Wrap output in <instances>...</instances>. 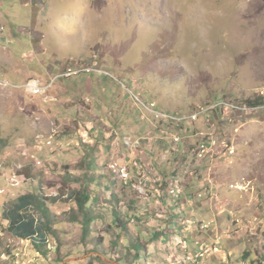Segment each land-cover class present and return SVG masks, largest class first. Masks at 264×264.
Listing matches in <instances>:
<instances>
[{
	"label": "rangeland",
	"instance_id": "rangeland-1",
	"mask_svg": "<svg viewBox=\"0 0 264 264\" xmlns=\"http://www.w3.org/2000/svg\"><path fill=\"white\" fill-rule=\"evenodd\" d=\"M66 2L61 34H47L50 27L42 30L45 38L38 46L43 48L42 53L33 60L29 57L33 49L23 42L25 37H9L3 29L0 46L11 39L7 42L12 44L9 52L17 64L28 68L30 77L9 82L8 76L5 82L16 88L0 87V264H146L143 250L135 253L129 247L132 242L145 245L148 261L154 264H197L199 257V264H220L221 251H210L218 239L213 235L222 236L225 226L234 230L235 225L249 228L248 236L240 232L232 240L234 248L242 252L235 261L264 264V222L252 228L248 222L264 219V109L245 113L222 107L214 113L207 112L223 101L243 106L264 98V0ZM27 24L23 14L16 28H26ZM70 67H95L107 71L110 77L92 73L58 79L44 95H31L22 88L32 80L29 78L46 85L55 78L54 71L61 74ZM128 90L143 101L155 102L174 118L198 113L197 121L172 126L156 121ZM102 134L109 135L120 152L128 150L124 144L131 147L120 144V137H129L134 143V160L143 166V171L133 166L128 169L135 174L129 176L126 186L118 173L109 169L114 162L105 166L108 142L98 143L94 136ZM201 144L216 150L197 163ZM13 145L26 148L14 159L12 176L8 157ZM92 147L97 149L101 169L96 176L108 186H92L101 199L95 208L98 219L91 225L92 232L83 240L81 226L70 223V214H64L70 213L73 206H55L51 209L59 216L58 240L50 239V256L40 257L28 243L6 233L2 208L18 191L56 195L57 189H62L60 175L80 174L76 165ZM50 158L54 162H49ZM25 167L31 180L18 176ZM139 171L199 173L194 180L186 174L182 187L190 179L195 183L192 193L196 200L211 201L213 207L225 210L203 213L196 202L189 211L185 209L182 218L186 219L180 217L178 231L195 225L199 232L189 242L185 234H174L172 228H166L168 218L156 224L150 221L156 220L158 213L142 200L139 188L152 199L150 189L153 193L158 181L156 176L136 175ZM203 173L208 180L203 181ZM110 193L118 195L122 219L128 217L126 208L131 204L135 215L144 223L149 220L147 224L135 228L132 222L119 239L117 232L107 226L113 221L106 203ZM164 194L167 197L165 190ZM143 203L145 216L140 214ZM206 206L208 203L201 207ZM229 213L233 214L231 219H227ZM211 214L214 223L198 225L199 220L192 219L196 216L209 221ZM161 231L164 237L152 243V234ZM226 238L220 237L222 242L230 243ZM197 247H201L202 255L196 254ZM232 264L237 263L232 260Z\"/></svg>",
	"mask_w": 264,
	"mask_h": 264
},
{
	"label": "crops",
	"instance_id": "crops-1",
	"mask_svg": "<svg viewBox=\"0 0 264 264\" xmlns=\"http://www.w3.org/2000/svg\"><path fill=\"white\" fill-rule=\"evenodd\" d=\"M67 0H0V27H3V29L6 31V34L10 36H21L23 35L25 37V42L27 45H30V47L33 49V53L29 56L31 60L35 59L38 55V53H42V49L43 48H39V45H42V41L45 38V34H41L42 30H47L48 27H50V31H48L47 34H51V32H57L60 33L61 28H60V23L63 22L64 19V10L63 8H66L68 6V2H66ZM26 16V22L28 23V27L26 26V28H16V25L20 19V17L22 15ZM59 23V24H58ZM7 27V29H6ZM40 29V30H39ZM4 30L3 33L1 35L0 33V41L3 39V34H4ZM61 34V33H60ZM62 40V39H61ZM9 41H11V39L7 38L6 41L4 43H2L4 46H0V81L5 82V81H9L6 77L9 76V79H11V81L9 82H14L17 81L19 79L23 78H27L30 77V75L28 74V68L26 66H22L20 64H17L14 59H13V54L10 53L12 50L9 49V47L12 44H8ZM18 41V40H16ZM22 41V40H21ZM8 42V43H7ZM7 43V44H6ZM1 44V43H0ZM10 45V46H9ZM10 51V52H9ZM44 51V50H43ZM44 53V52H43ZM43 64V62H41ZM47 73H51L50 71H47ZM55 77L59 76L60 74L57 73V71H54ZM29 79H33V78H29ZM27 79V80H29ZM26 80V81H27ZM96 132H94L93 134H95ZM95 138H98V143H107L108 145H105V149L106 151L109 152V154L107 155V159H105V165H107L109 162H115L118 165L121 166H126L128 169H131V167H141L143 168L142 165L138 166L139 164L134 160V152L131 149V147L133 146V142L129 137H120V144L122 143H128L130 144V148H126L127 146L124 144V148L128 149L126 152L121 151V149L116 148L114 146V141H111V139H108L109 135L106 134H102L101 136L103 137V139H101L102 137L94 135ZM116 143H119V140L116 139ZM18 145V144H17ZM101 147V146H100ZM150 147V146H149ZM26 148L25 146H14L12 147V150L10 149V156L8 157L9 160V164L11 165L10 168V173H12L11 175L13 176L14 174V170L13 167L16 165L14 162V159L16 158V156H20V154H22L23 149ZM14 156V157H13ZM110 157V158H109ZM107 160V161H106ZM118 160H122V163H120ZM49 162H54L52 161V158H50ZM104 164V162H103ZM187 165V164H186ZM20 166V165H17ZM185 166V165H184ZM182 168V167H181ZM129 172V171H128ZM131 174V175H130ZM135 174V173H134ZM134 174L129 173V176H133ZM186 174H190L192 176H198L199 173H141L139 171V173H136V175L141 176L143 175V177H147V175L150 176H156L155 180L158 181V183L156 184V189L154 190V192L152 193V188L150 189V194L152 195V199L151 198H142L143 201H147L149 208H151L152 210H154L155 212H157L158 214H156V217H158L156 220H154L152 218V220H150L152 223H158L159 220H161L162 218H168L169 220V215H176L178 219H180V217L182 218L183 212L185 211V209H187L189 211V209H192V205H196L197 204V208H200L201 211L203 213H208L211 211H214L215 209H217L219 212L221 213L223 212L225 209H223V207H213L211 205V201H202V200H192L189 199V197L191 195H193V188L195 187V183L192 181H189L190 179H187L188 183L187 186L185 188L182 187V182H183V178L185 177ZM177 175V176H176ZM206 173H203L202 176L205 178L206 177ZM193 179V177H192ZM34 180V179H33ZM194 180V179H193ZM208 179H204L203 181H206ZM34 183H36V180L34 181ZM168 185V189H170V187H172L173 185H179L181 186L182 190L184 189V194L180 196V202L179 203H173V204H169V202L167 201V197H165L164 194V190L166 192V187L164 190H158V186H162V185ZM154 185V183L152 184ZM151 187V186H150ZM215 188L217 186H214ZM169 191V190H168ZM25 193H31V192H19L18 194L15 196H19ZM167 193V192H166ZM162 194V195H160ZM164 194V196H163ZM167 195V194H166ZM14 197V198H15ZM12 198V199H14ZM153 198H154V205H153ZM160 199L159 203L158 200ZM166 199V201H165ZM169 200V198H168ZM170 201V200H169ZM165 202L167 203V205H165ZM196 202V204H194ZM205 203H208V206L202 208L201 206ZM161 204V205H159ZM159 206V207H158ZM166 207L167 210H164V208ZM191 207V208H190ZM195 207V206H194ZM142 208V213H140L142 216H145L144 213L147 212V209L145 208V204L143 203L140 206V209ZM144 214V215H143ZM164 214V215H163ZM147 215V214H146ZM148 216V215H147ZM231 216H233L232 213H229V217H227V219H231ZM177 219V220H178ZM182 219H186V218H182ZM193 220L198 221L200 224V222H206V223H214L215 222V217L214 214H211L210 220H201L198 217L194 216L192 217ZM146 220V224H147ZM248 222H251V227L252 226H256V224H258V226H260V224H263L264 219L259 220V221H251L250 219L248 220ZM258 222V223H256ZM166 223V222H165ZM191 223V222H189ZM179 225V222L177 221H173L171 223L172 227H176ZM198 227V226H197ZM197 227L195 225L191 226V227H186L184 229H182L181 231H178V229L174 230L173 233L174 234H185L184 237L187 238L189 240V242L192 241L193 239V235H198L199 232L197 231ZM241 228H243V230L241 231ZM238 227V225H235V229L232 230V228H230V226H225L224 227V232L222 233V236L227 237L226 239H230V243H226V242H222V240L220 239V237L217 235L216 233H214L213 238L215 239L218 238L215 243H213V246L211 247V250H214V253H216L215 251L219 250L221 251L222 255H220V259L218 258L219 263L220 264H224L226 262V264H232V260L234 262H236L237 264H243L245 262H238L235 261V259H239L242 252L240 253L239 250H237L236 248H234V242L232 243V240H234V238H238L239 235L242 233H247L248 236V232H249V228L246 227V225H243V227ZM238 233H240L238 235ZM218 236V237H217ZM212 237V236H211ZM245 245L248 247V241L246 238V243ZM226 250V251H224ZM256 253L257 258L259 257V253ZM196 254L197 255H202L203 251L201 250V247H197L196 248ZM194 254V255H196ZM102 258V257H100ZM169 258H171V255L169 256ZM200 257H199V261L197 262V264L200 263ZM105 260V259H103ZM224 260V261H223ZM107 261V260H105ZM109 262V261H107ZM173 264V263H172Z\"/></svg>",
	"mask_w": 264,
	"mask_h": 264
},
{
	"label": "trees",
	"instance_id": "trees-1",
	"mask_svg": "<svg viewBox=\"0 0 264 264\" xmlns=\"http://www.w3.org/2000/svg\"><path fill=\"white\" fill-rule=\"evenodd\" d=\"M222 103H224V101ZM244 105L250 107L263 106L264 98L261 97L252 101H248ZM219 108H222V105H217L213 110H208L207 112L211 111V113H214L216 112L215 110ZM96 153V147H92L80 159V162H78L76 165V169L80 172V174H72L68 172L67 174L60 175L62 189H57L56 195L46 196L41 191H36L19 195L6 202L1 212L2 221L6 223L4 227L6 233L19 241L28 243L31 247V250L38 256L47 258L51 254L50 239H53L54 241L58 240V233L60 232L56 226L57 218L59 216L56 212L52 211L51 208L59 205L62 206L71 204L73 206L71 209L72 211H70V213L64 212V214H70V223H77L81 226L83 240L90 236L92 232L91 225L98 219L97 215L95 214V208L99 207L98 204L101 200L97 195V192L92 189V186H96L97 188L108 187L102 183V177L96 176V173L101 171L97 164L98 159L95 155ZM18 176L23 177L27 181L31 180L32 178L26 167L21 170V173H19ZM72 185H76L77 188L68 189ZM123 185L126 186L127 183ZM165 187L166 185H164L163 188L159 190H163ZM166 192V196H168L170 200L169 201L167 199L169 204L176 203L180 200L179 198L175 202L172 201L168 194V190H166ZM106 198V203L110 210L109 212L113 218L112 223L107 224V226L117 232L119 239L122 237V232L126 231V226L132 222H135L133 226L135 228H140L146 223H144L140 217L135 215L133 206L131 204L126 208L128 217L122 219L119 210L120 201L116 193H110V195ZM130 213L133 214L129 215ZM169 217V220L167 223H165L166 228H172L173 230L179 228L177 226H171V223L174 220L179 222V217L177 218L176 215L172 214H170ZM163 237L164 232L162 231L158 234H152V243ZM132 243L129 245V247L132 248L135 253L143 250V260L146 261V264H154L152 261H148L149 257L147 255L145 245L137 242ZM247 255L248 253H245L244 257Z\"/></svg>",
	"mask_w": 264,
	"mask_h": 264
},
{
	"label": "built area",
	"instance_id": "built-area-1",
	"mask_svg": "<svg viewBox=\"0 0 264 264\" xmlns=\"http://www.w3.org/2000/svg\"><path fill=\"white\" fill-rule=\"evenodd\" d=\"M0 31L2 32L3 28H0ZM94 59H96V56H94ZM92 73H94L98 76L110 77V74L107 71H103V70L97 69L95 67H81V68H76V69H73L70 67V68L65 69L63 73H61L59 76L55 77L50 83H48L46 85L42 84L39 80L32 79V80L27 81V83H25L22 86V88L26 93L31 94V95H44L48 89L53 87L54 82L58 79H62V78L69 79V78H72L74 76H79L80 74H92ZM0 87H2V88H16L15 86L10 85L7 82H2V81H0ZM128 92L132 96L134 101L136 103H138L141 107H143V109L148 114H150L152 116V118L156 121H164L163 123L167 124L168 126H172L174 124H180L181 122H186V121H191L194 123L197 121L198 113H196L192 116L186 117V118H174L171 115L161 111L155 102L148 103L147 101H143V100L139 99L138 97H135L134 92L129 91V90H128ZM86 103H88V100L86 101ZM221 105L223 108H227V109H231V110L235 109V110H238L241 112L243 111L245 113H248V112L254 113L256 111H259V109L260 110H262V108L264 109V106H257V107H250V106H245V105L235 106L233 104L225 103V102L221 103L220 106ZM215 107L216 106H213L212 108H209L207 110H213ZM215 150H216V148H203V156L198 157L197 163H200L201 161H203L208 156H212V154H214ZM229 151H230V153L233 152L232 150H229ZM114 164H117V163L114 162ZM119 167L122 168L124 171L126 182H129L128 168L126 166H120V165H119ZM195 167L197 168L199 166L196 164ZM1 169L2 168H0V170ZM139 169L141 171H143V168L139 167ZM192 177H193V179L197 178V176H192ZM141 186L144 187V185H141ZM139 189L141 191V195L143 196V198L146 199L145 189L144 190L142 188H139ZM173 191L176 192L177 195H183L184 194L183 193L184 190L173 189ZM0 193L3 194V191H0ZM200 197H201V195L198 194L197 198H200ZM189 199H192V200L196 199L195 194L191 195L189 197ZM158 203H159V201H158ZM189 257L191 259H193L192 256L189 255ZM193 260H195V259H193Z\"/></svg>",
	"mask_w": 264,
	"mask_h": 264
},
{
	"label": "bare ground",
	"instance_id": "bare-ground-1",
	"mask_svg": "<svg viewBox=\"0 0 264 264\" xmlns=\"http://www.w3.org/2000/svg\"><path fill=\"white\" fill-rule=\"evenodd\" d=\"M203 148H206V146L204 144H201L199 146V151H198V156L201 157L203 156ZM232 154V153H231ZM109 169L110 170H114L118 173V176L119 178L121 179V182L126 184L128 182H126V178H125V174H124V171L122 168H120L117 164H110L109 165ZM130 180V179H129ZM128 185V184H127ZM173 189H176V190H182V188L179 186V185H173L169 191H168V194L169 196L171 197L170 199H172V201H177L181 195H177L176 192L173 191Z\"/></svg>",
	"mask_w": 264,
	"mask_h": 264
}]
</instances>
